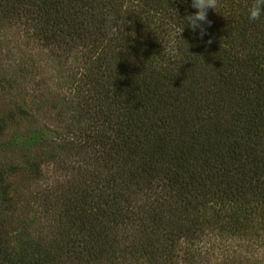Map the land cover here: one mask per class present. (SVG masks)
<instances>
[{
	"label": "trees",
	"instance_id": "16d2710c",
	"mask_svg": "<svg viewBox=\"0 0 264 264\" xmlns=\"http://www.w3.org/2000/svg\"><path fill=\"white\" fill-rule=\"evenodd\" d=\"M252 2L220 0L201 39L167 8L191 15V0H0V28L79 57L60 130L40 124L42 149L0 160L3 207L16 176L52 164L65 177L57 236L14 246L0 223V264H264V17L247 19ZM21 111L0 117V135Z\"/></svg>",
	"mask_w": 264,
	"mask_h": 264
},
{
	"label": "rangeland",
	"instance_id": "374dc122",
	"mask_svg": "<svg viewBox=\"0 0 264 264\" xmlns=\"http://www.w3.org/2000/svg\"><path fill=\"white\" fill-rule=\"evenodd\" d=\"M78 58L43 46L20 26L0 28V117L16 108L26 114L16 115L0 135L1 161L22 164L24 156L42 149L38 148L39 135L44 132L40 124L60 130L64 118L57 101L71 90L69 80ZM65 181L52 164L43 165L40 178L15 177L18 198L7 207L0 206V223L12 245L54 240L61 208L56 196ZM54 191L47 196L46 192Z\"/></svg>",
	"mask_w": 264,
	"mask_h": 264
},
{
	"label": "clouds",
	"instance_id": "9594fccd",
	"mask_svg": "<svg viewBox=\"0 0 264 264\" xmlns=\"http://www.w3.org/2000/svg\"><path fill=\"white\" fill-rule=\"evenodd\" d=\"M219 3L220 0H191V7L196 9V11L193 14L185 15L184 17H180L176 11L169 8L167 5L166 6L174 14V17L180 20L183 28L187 26L194 33H197L199 38L203 39L207 34L205 25L210 26L211 24V21L207 20V10H215L219 6ZM262 17H264V0H253V2L247 7V19L249 21H259ZM106 23L110 29L113 28V17L111 15L106 18ZM124 24L125 23L117 26L116 35L119 39L125 34ZM171 27L173 32H175L177 25L172 24ZM127 35H130V33H127ZM132 35H134V33ZM208 42L210 43L211 41Z\"/></svg>",
	"mask_w": 264,
	"mask_h": 264
}]
</instances>
